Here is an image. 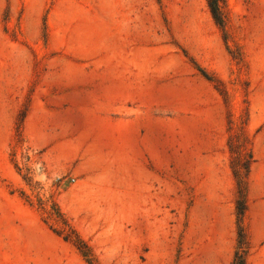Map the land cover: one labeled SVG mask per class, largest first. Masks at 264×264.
<instances>
[{"label":"rangeland","instance_id":"obj_1","mask_svg":"<svg viewBox=\"0 0 264 264\" xmlns=\"http://www.w3.org/2000/svg\"><path fill=\"white\" fill-rule=\"evenodd\" d=\"M223 15L221 28L206 0H0V264H87L53 204L94 264L252 253L264 0H224ZM241 131L242 186L228 149Z\"/></svg>","mask_w":264,"mask_h":264},{"label":"trees","instance_id":"obj_2","mask_svg":"<svg viewBox=\"0 0 264 264\" xmlns=\"http://www.w3.org/2000/svg\"><path fill=\"white\" fill-rule=\"evenodd\" d=\"M206 1L207 7L211 13L213 20L219 27L223 28L225 21L223 15L224 0ZM228 149L232 154L231 170L233 178L236 180V183L238 185L242 186L245 183L246 177L248 176L251 165L253 163L251 149L249 148V142L244 131L230 136L228 140ZM238 204L242 205V207H240V212L238 213L239 217H242L245 211L243 196H241ZM48 216L55 223L60 224L57 233L62 236L63 240L70 242L79 251L87 264H94V259L89 247L70 227L55 204H53L51 212L48 213ZM240 232L241 234L239 235H242L244 237L241 225ZM245 255L246 254L240 256L238 255V253H236L233 264H245Z\"/></svg>","mask_w":264,"mask_h":264},{"label":"crops","instance_id":"obj_3","mask_svg":"<svg viewBox=\"0 0 264 264\" xmlns=\"http://www.w3.org/2000/svg\"><path fill=\"white\" fill-rule=\"evenodd\" d=\"M250 243L255 248L248 254L245 259V264H264V235L261 237H250Z\"/></svg>","mask_w":264,"mask_h":264}]
</instances>
